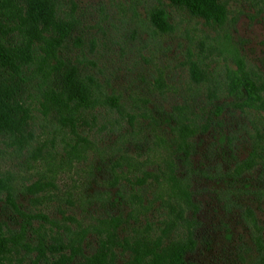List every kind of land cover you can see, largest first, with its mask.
I'll use <instances>...</instances> for the list:
<instances>
[{
  "label": "rangeland",
  "instance_id": "rangeland-1",
  "mask_svg": "<svg viewBox=\"0 0 264 264\" xmlns=\"http://www.w3.org/2000/svg\"><path fill=\"white\" fill-rule=\"evenodd\" d=\"M33 1L0 0V37L37 54L17 96L30 142L0 135L3 263L149 264L134 251L149 233L188 264H264V112L230 88L241 62L264 89V0H219L223 25L167 0H48L55 42L28 32ZM54 47V70L97 84L95 107L71 114L86 145L43 98ZM180 120L195 129L187 161L167 124Z\"/></svg>",
  "mask_w": 264,
  "mask_h": 264
},
{
  "label": "trees",
  "instance_id": "trees-1",
  "mask_svg": "<svg viewBox=\"0 0 264 264\" xmlns=\"http://www.w3.org/2000/svg\"><path fill=\"white\" fill-rule=\"evenodd\" d=\"M47 1L48 0H34L32 5L28 3L24 14L32 17L29 18L31 25L28 30L31 35L36 39L40 38V40H42L44 38L46 41L48 39L49 42H55L48 24L44 21L47 18V14L48 16L53 14L50 4ZM167 1L175 5L186 7L191 13L210 23L223 25L227 20V8L219 0ZM22 20L24 21L25 19L22 18ZM64 23L68 24L67 22ZM154 23L162 29L168 27L162 15H156L154 17ZM55 25L57 26V24ZM58 26L62 34H64L63 31L67 30V26L63 23L58 24ZM45 34H48V36ZM31 45V40L24 39V36L19 44L0 37V135L3 136L6 134L14 137L19 145H28L30 142L27 127L32 107L23 100L18 102L17 96L22 86L27 85L31 79L27 70L28 68L30 69V64L36 59L34 57L37 56V54L33 55L31 53L32 50L30 49H33ZM38 50L39 49H37V52ZM54 50L55 47L54 49L51 48L50 52H44L45 57H42L40 60L44 66L48 68V74L51 76L53 75L52 77H56L53 88H51L49 92H46L43 98L45 102L49 104L47 108L55 111L58 122L63 125L72 123L71 129L73 134L86 145L88 139L81 137V135L79 136L75 131L74 124L76 122L71 118V114H73V112L77 113V111H79L78 109H83V107H95V99L98 101L99 98L95 95V87L92 86H96L97 84L95 82H90L86 85L84 81L81 80L77 83L75 78L67 72L61 73L60 70H54L56 67H53L51 64V59L52 61L57 59L56 51ZM51 56H54V58ZM238 66V70H235L230 76L231 90L243 95L244 105L246 107L255 108L258 109V111L264 112V89L250 76V74H248L241 62L238 63ZM81 91L85 92L82 94ZM84 95H88V97H84ZM178 113L181 115V110H179ZM172 114L175 115V112ZM167 124L169 125L171 133L176 137L172 138L173 143L183 150L185 160L187 161L190 157L188 149L191 148L187 140L190 136H193L195 129L185 124L183 120L176 122L175 126L170 122ZM258 157L262 158L259 155ZM142 172L144 174L142 178H150L152 176L147 170ZM2 186L3 189H0V201L2 196L5 195L8 201L12 202L11 200L13 199H11L10 194L12 186L7 184L6 181L0 180V187ZM180 211L184 210L180 208ZM183 215L184 212H180L177 214V218L184 220ZM165 226H169V224H165ZM1 228L0 226V251L5 247ZM149 238V233L137 237L134 244V251L142 257L147 255L149 264H188L186 260V250L172 252V254H167L166 252L165 254V250H159V243H161V241L153 242ZM124 241L128 245V242L126 240ZM148 254H150V257ZM92 255V258L85 257V264L91 263L87 261V259H95L97 257L96 254ZM0 264H5L1 258ZM79 264H82V262H79ZM140 264H142V262H140Z\"/></svg>",
  "mask_w": 264,
  "mask_h": 264
}]
</instances>
